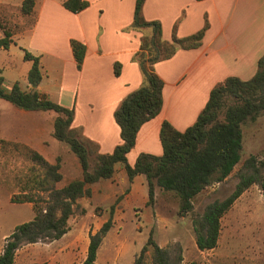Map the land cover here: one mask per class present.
Listing matches in <instances>:
<instances>
[{"label":"crops","instance_id":"crops-1","mask_svg":"<svg viewBox=\"0 0 264 264\" xmlns=\"http://www.w3.org/2000/svg\"><path fill=\"white\" fill-rule=\"evenodd\" d=\"M63 1L35 0L27 15L33 18L31 26L12 33L9 48L0 49V75L6 88L19 83L23 90H29L32 86L27 76L32 62L24 59L25 51L38 57L42 72L38 90L53 102L73 108L72 127L96 147L98 154H111L122 143L115 112L143 83L134 57L142 37L152 31L134 28L136 0H86L90 6L77 14L64 8ZM142 15L148 22L161 24L163 39L167 41L174 32L179 38H186L202 30L206 22L209 27L199 48L178 49L172 58L155 64V72L164 81L163 108L138 132L136 144L127 155L132 167L141 154H163L160 131L164 121L185 131L197 121L218 84L229 77L252 79L264 56V0H145ZM3 37L0 27V39ZM73 40L86 46L81 69L71 46ZM116 64L121 66L119 76L114 72ZM1 104L0 141L31 149L50 164L60 160L62 166L61 157L51 150L57 142L54 122L58 114L25 111L3 101ZM74 164L78 178L64 179L62 175L57 189L82 178L78 159ZM89 189L90 194L76 205L86 210L88 217H96L95 211L105 212L110 207H114L113 214L110 210V217L102 215L99 222L81 221L79 234L70 228L53 243H63L70 236L72 241L76 238L72 242L76 244L77 236H82L88 251L90 235L98 233L110 218L116 226L120 222L125 227L136 203L144 209L148 206L146 177L138 175L130 181L122 164L116 166L113 178L101 180ZM114 232L112 227L103 239L95 264H99L103 246L116 237Z\"/></svg>","mask_w":264,"mask_h":264},{"label":"trees","instance_id":"trees-1","mask_svg":"<svg viewBox=\"0 0 264 264\" xmlns=\"http://www.w3.org/2000/svg\"><path fill=\"white\" fill-rule=\"evenodd\" d=\"M62 3L64 8L75 14L90 6L86 0H64ZM144 3L145 0H136L134 16V28L152 31L150 35L142 37L140 50L134 57L140 65L143 83L124 99L115 112V120L121 129L122 143L111 154H98L96 147L83 140L80 131L72 127L73 108L53 102L38 90L42 81L38 57L25 51L24 59L32 62L27 76L32 86L29 90H23L19 83L6 88L5 79L0 75L1 99L25 111H54L58 114L54 122V137L70 145L82 170L81 179L74 180L61 189L55 188L45 208L35 207L34 218L16 226L5 239L0 264H14L16 253L24 244L45 240L52 242L67 234L77 201L90 194L91 185L113 178L118 164L125 167L130 181L138 175L146 177L148 206L154 205L156 188H159L161 192L172 194L177 199L179 215L184 217L192 212L194 199L199 194L213 184L224 182L241 162L243 125L256 122L264 115V56L259 61L258 71L252 79L243 81L237 77H229L218 84L212 90L209 101L197 121L185 131H179L170 122L164 121L160 131L163 147L161 156L141 154L134 167L128 164L127 155L136 144L138 132L145 123L157 117L163 108L164 81L155 72V64L172 58L178 49L199 48L209 27L206 22L202 30L189 37L179 38L174 32L170 41L164 40L161 24L144 19ZM34 4L35 0H24L22 13L30 14ZM3 31L0 49H8L12 43V34L6 29ZM71 46L78 69H81L86 56V46L76 40L71 42ZM114 72L116 76L120 75V64L115 65ZM34 157L44 161L38 153H34ZM92 161L95 162L93 168ZM48 166L49 177L54 183L60 182V160L56 165ZM245 166L248 169L253 168V159H248ZM258 182L256 175H241L240 182L228 198L207 206L202 219L194 224L196 245L200 251L213 250L218 246L223 216L247 189ZM262 187L264 189V182ZM26 202L34 203V200L28 197ZM111 210L113 214L114 207H111ZM112 226L113 220L110 218L98 233L90 235L87 256L81 264L96 263L102 241ZM149 250H152L154 264H171L169 253L161 248L152 236L148 238L135 264H143L144 254Z\"/></svg>","mask_w":264,"mask_h":264},{"label":"rangeland","instance_id":"rangeland-1","mask_svg":"<svg viewBox=\"0 0 264 264\" xmlns=\"http://www.w3.org/2000/svg\"><path fill=\"white\" fill-rule=\"evenodd\" d=\"M20 2L0 0L2 30L12 34L31 26L33 18L22 13ZM1 101L9 104L0 99V110L3 108ZM243 134L241 162L224 182L211 185L194 199L192 212L180 216L177 199L156 189L154 205L144 209L136 203L129 214L132 218L128 226L113 223L116 237L103 246L99 264H135L150 236L169 253L171 264H264V115L256 122L243 125ZM56 141L51 150L61 157L59 172L64 179L78 178L76 176L80 174L74 164L77 158L70 145ZM34 153L31 149L0 141V251L5 236H9L16 226L31 221L35 207L45 208L51 192L60 183H54L48 172V165L57 163L40 161ZM248 159H253V168L245 166ZM94 165L92 161L91 167ZM245 174L256 175L259 182L247 189L223 216L218 246L200 251L196 245L195 222L202 219L208 205L228 198L240 182V176ZM28 197L34 203L26 202ZM110 210L111 207L105 212L98 209L96 217H88L87 211L75 204L70 228L79 234L81 221L85 224L99 222L102 215L110 217ZM70 238L63 243L45 240L39 241L38 245L24 244L17 251L14 264H33L36 260L46 264H81L87 256L86 241L77 236L76 244H72L76 238L73 241ZM50 243L53 244L50 246ZM61 249L65 250L60 253ZM143 264H154L152 250L144 254Z\"/></svg>","mask_w":264,"mask_h":264}]
</instances>
